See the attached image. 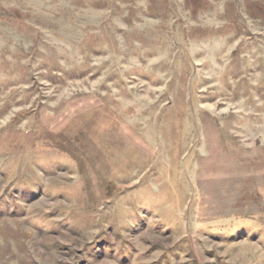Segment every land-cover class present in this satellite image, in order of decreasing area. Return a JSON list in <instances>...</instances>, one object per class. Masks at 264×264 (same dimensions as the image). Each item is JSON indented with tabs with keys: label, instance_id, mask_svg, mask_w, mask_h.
<instances>
[{
	"label": "rangeland",
	"instance_id": "obj_1",
	"mask_svg": "<svg viewBox=\"0 0 264 264\" xmlns=\"http://www.w3.org/2000/svg\"><path fill=\"white\" fill-rule=\"evenodd\" d=\"M0 264H264V0H0Z\"/></svg>",
	"mask_w": 264,
	"mask_h": 264
}]
</instances>
